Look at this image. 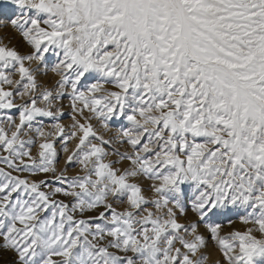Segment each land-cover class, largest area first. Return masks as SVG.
<instances>
[{"label": "snow or ice", "instance_id": "obj_1", "mask_svg": "<svg viewBox=\"0 0 264 264\" xmlns=\"http://www.w3.org/2000/svg\"><path fill=\"white\" fill-rule=\"evenodd\" d=\"M0 264H264V0H0Z\"/></svg>", "mask_w": 264, "mask_h": 264}, {"label": "rangeland", "instance_id": "obj_2", "mask_svg": "<svg viewBox=\"0 0 264 264\" xmlns=\"http://www.w3.org/2000/svg\"><path fill=\"white\" fill-rule=\"evenodd\" d=\"M68 120H69V117L66 115V116L63 118V121H62V122L67 123ZM243 227H244V226H243L242 224H240L238 221H237V222L235 223V225H234V228H235V229H242ZM227 230H228V227H227V225H225V231H227ZM217 255H218V254L214 253L213 256L211 257V259H215Z\"/></svg>", "mask_w": 264, "mask_h": 264}]
</instances>
